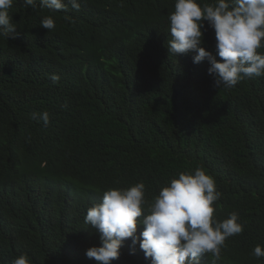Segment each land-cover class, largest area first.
Wrapping results in <instances>:
<instances>
[{
	"label": "trees",
	"instance_id": "obj_1",
	"mask_svg": "<svg viewBox=\"0 0 264 264\" xmlns=\"http://www.w3.org/2000/svg\"><path fill=\"white\" fill-rule=\"evenodd\" d=\"M78 3L55 11L13 0L16 29L0 34V264L21 254L30 264H97L85 253L99 233L85 216L105 191L143 182L151 204L198 167L220 193L213 218L236 213L243 226L218 260L206 253L200 264H264L254 255L264 249V75L218 87L207 60L169 53L176 0ZM49 16L51 30L40 25ZM120 251L111 264H150L131 238Z\"/></svg>",
	"mask_w": 264,
	"mask_h": 264
},
{
	"label": "clouds",
	"instance_id": "obj_2",
	"mask_svg": "<svg viewBox=\"0 0 264 264\" xmlns=\"http://www.w3.org/2000/svg\"><path fill=\"white\" fill-rule=\"evenodd\" d=\"M67 3L76 10L80 7L78 0ZM24 4L36 7V0H24ZM12 5L13 0H0V34L7 37L16 29L8 11ZM39 6L60 11L66 4L65 0H39ZM169 21V53L191 51L196 53L193 63L207 60L216 86L233 87L245 77L264 75V55L257 52L264 47V0H215L213 4L176 0ZM204 21L215 31L214 53L203 46ZM40 25L51 30L54 19L45 17ZM50 78L54 83L60 79L57 74ZM39 118L45 126L49 123L47 111ZM219 197L214 178L199 167L194 174L181 172L161 188L151 204L145 199L143 182L109 189L101 203L86 212L85 223L99 233L100 246L85 254L97 264H111L121 255L124 241L131 238L150 264H200L206 253L218 260L225 240L243 231L236 213L222 222L213 218L212 205ZM138 226H143L139 235ZM254 255L264 256V249L257 245ZM14 264H30V259L21 254Z\"/></svg>",
	"mask_w": 264,
	"mask_h": 264
}]
</instances>
